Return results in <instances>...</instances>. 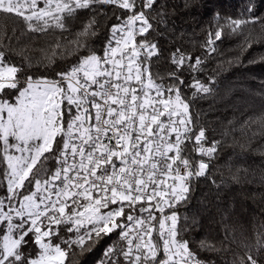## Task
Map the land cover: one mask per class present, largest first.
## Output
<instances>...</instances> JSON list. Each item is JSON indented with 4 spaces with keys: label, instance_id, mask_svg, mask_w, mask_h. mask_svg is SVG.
<instances>
[{
    "label": "snow or ice",
    "instance_id": "obj_1",
    "mask_svg": "<svg viewBox=\"0 0 264 264\" xmlns=\"http://www.w3.org/2000/svg\"><path fill=\"white\" fill-rule=\"evenodd\" d=\"M254 7L250 0L247 17L216 13L205 55L217 53L226 30L243 37L241 52L264 44ZM171 14L166 0H0V16L20 25L0 28V264H65L69 252L76 264L113 235L98 264H205L182 235L187 222L176 205L221 147L185 94L203 99L214 79H185L203 71V56L181 47L164 56L159 38ZM102 27L107 38L97 48ZM56 32L61 39L39 49L44 72L32 71L26 53L36 34ZM69 54L67 67H52ZM153 59L171 70L154 72ZM246 123L264 137V112ZM243 246L233 264H261L264 225ZM199 248L216 250L206 241Z\"/></svg>",
    "mask_w": 264,
    "mask_h": 264
},
{
    "label": "trees",
    "instance_id": "obj_2",
    "mask_svg": "<svg viewBox=\"0 0 264 264\" xmlns=\"http://www.w3.org/2000/svg\"><path fill=\"white\" fill-rule=\"evenodd\" d=\"M166 3L172 14L168 31L159 38L160 47L165 57L174 47L204 57L203 71L191 76L185 73V79L192 82L195 76L208 84L213 78L210 85L213 91L201 94L203 99L199 96L192 99V89L185 90V94L191 100L194 119L198 118L207 129L209 139L221 141L207 176L198 178L191 185L188 200L176 205L181 223L187 222V231L182 235L191 241L192 248L198 249L205 264H233L234 256L238 259L245 252L244 243H255L256 234L264 225V137L259 135L255 124L246 123L264 112V61H259L264 56V44H253L241 52L239 45L243 37L230 35L226 30L222 42H217V53L206 56L201 47L209 25H215L216 13L232 18H240L243 13L247 17L250 0H166ZM251 3L255 15L264 17V0H251ZM80 26L81 22L74 24L73 31ZM5 27L11 32L20 25L11 17L0 16V28ZM246 30H251L254 36L262 35L260 24H249ZM106 38L107 28L102 27L95 46L99 48ZM57 39H61L59 32L48 36L36 34L34 49L26 53L33 58L32 71L38 68L44 72V66L36 63L43 55L39 49ZM254 58L258 62L250 64L249 60ZM73 59L71 54L58 56L52 67L65 68ZM15 60L21 62L20 57ZM153 65V71L161 74L171 70L167 60L153 59ZM254 132L256 135L250 141ZM115 239L113 235L112 240ZM112 240L105 238L91 253L75 258L76 264H98ZM201 241L214 245L216 250L200 249ZM73 259L69 252L65 264ZM258 259L264 264V255Z\"/></svg>",
    "mask_w": 264,
    "mask_h": 264
},
{
    "label": "built area",
    "instance_id": "obj_3",
    "mask_svg": "<svg viewBox=\"0 0 264 264\" xmlns=\"http://www.w3.org/2000/svg\"><path fill=\"white\" fill-rule=\"evenodd\" d=\"M194 158H196L195 155H194ZM205 159L207 160L206 157H205ZM196 180H197V178H193V180H192V182H191V185H192L194 182H196ZM166 211H167V210H166Z\"/></svg>",
    "mask_w": 264,
    "mask_h": 264
}]
</instances>
